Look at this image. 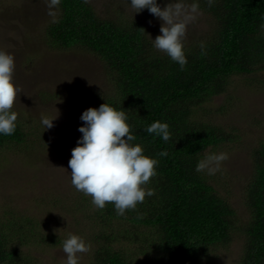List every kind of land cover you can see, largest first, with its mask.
<instances>
[{"label": "trees", "instance_id": "16d2710c", "mask_svg": "<svg viewBox=\"0 0 264 264\" xmlns=\"http://www.w3.org/2000/svg\"><path fill=\"white\" fill-rule=\"evenodd\" d=\"M190 2L210 26L205 36L183 44L188 61L183 70L148 39L147 9L135 18L108 20L86 0H61L59 17L47 27V38L57 49L82 48L103 61L113 92L95 108L106 102L125 110L136 136L132 143L158 161L157 174L144 185L152 196L123 215L108 202L96 210L109 232L101 231L90 264H210L214 249L230 239L233 209L205 178L200 162L205 151L228 142L231 135L196 113L227 90L231 77L264 72V0ZM155 121L168 124V141L144 131ZM15 123L13 135L0 136V149L26 145V134ZM254 154L246 196L251 220L239 264H264V146ZM114 222L123 231L111 229ZM8 225L16 228V238L7 232ZM8 225L0 227V264H37L22 251L31 243L62 245L54 234H41L34 222L15 219ZM127 229L141 242L143 262L111 245L120 243Z\"/></svg>", "mask_w": 264, "mask_h": 264}, {"label": "rangeland", "instance_id": "374dc122", "mask_svg": "<svg viewBox=\"0 0 264 264\" xmlns=\"http://www.w3.org/2000/svg\"><path fill=\"white\" fill-rule=\"evenodd\" d=\"M86 1L102 19L139 15L133 14L126 0ZM156 2L186 25L183 44L208 33L209 18L190 0ZM48 5L49 0H0V51L14 56L13 83L19 91L12 111L27 137L24 146L0 149V227L18 219L36 223L45 237L52 233L63 241L70 234L77 235L89 248L77 254L79 264H90L99 235L102 230L109 232V225L106 229L95 214L98 208L91 197L72 186L68 160L82 135L78 131L84 123L79 119L81 113L110 96L114 82L99 57L82 48L59 50L48 40L47 27L59 17L58 6ZM146 22L152 42L162 22L150 13ZM196 114L231 135L228 142L201 156L200 170L234 212L229 241L216 247L209 261L239 264L251 220L246 196L254 175V153L264 146V72L231 77L227 90L203 104ZM44 119H53V126L44 129ZM113 224L111 229L123 231L119 223ZM6 229L16 238V228L8 225ZM133 236L125 232L120 243L111 245L123 249L133 261L143 262L141 242ZM22 251L37 264H66L62 245L31 243Z\"/></svg>", "mask_w": 264, "mask_h": 264}, {"label": "clouds", "instance_id": "9594fccd", "mask_svg": "<svg viewBox=\"0 0 264 264\" xmlns=\"http://www.w3.org/2000/svg\"><path fill=\"white\" fill-rule=\"evenodd\" d=\"M60 3L61 0H49L48 6L54 8ZM126 3L134 10L133 14L147 9L162 22L160 34L151 39L153 47L183 70L188 63L182 43L186 25L174 20L173 13L165 7L162 9L156 0H126ZM14 68V56L0 51V136H11L16 130L17 113L12 108L19 89L13 83ZM79 119L84 122L78 127L82 135L68 160L72 186L90 196L96 208L103 209L106 202L112 203L118 215L143 203L146 195L152 196L153 191H146L143 186L157 174L158 161L144 155L139 144L132 143L136 136L127 123L125 110H117L105 102L98 108H87ZM52 121L42 120L44 129L51 128ZM144 131L164 141L170 139L166 122H152ZM62 251L66 254V264H79L77 254L89 248L79 236L70 234L62 242Z\"/></svg>", "mask_w": 264, "mask_h": 264}]
</instances>
